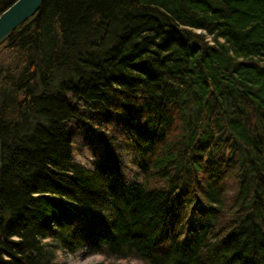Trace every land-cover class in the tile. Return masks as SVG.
Wrapping results in <instances>:
<instances>
[{
  "label": "trees",
  "instance_id": "16d2710c",
  "mask_svg": "<svg viewBox=\"0 0 264 264\" xmlns=\"http://www.w3.org/2000/svg\"><path fill=\"white\" fill-rule=\"evenodd\" d=\"M0 133V264H264V0H44L0 46Z\"/></svg>",
  "mask_w": 264,
  "mask_h": 264
},
{
  "label": "rangeland",
  "instance_id": "374dc122",
  "mask_svg": "<svg viewBox=\"0 0 264 264\" xmlns=\"http://www.w3.org/2000/svg\"><path fill=\"white\" fill-rule=\"evenodd\" d=\"M92 115H93L92 113L86 112L85 113L86 117L84 116L86 119L87 125L89 126L85 125V123L83 122L81 123V121L68 125V128L71 131H76V134H77L76 143H75L76 158L82 163H89L90 146L94 142V138H90L88 136L89 134L88 131L99 130V126H96L93 124L94 121H93V118H91ZM83 128H86V129H83ZM111 153H112V156L116 158L118 161L121 160L119 158V156L121 155L118 154V152L116 153V152L111 151ZM126 159L124 157L123 160H121L122 165L125 169V172L127 173V178L133 179L135 176V172H133V168L131 169L133 165L130 163V161H127ZM63 258H64V261H63L64 264H144L138 260H129V261L128 260L127 261L109 260L102 255L85 256L83 254H78L76 256L66 255Z\"/></svg>",
  "mask_w": 264,
  "mask_h": 264
},
{
  "label": "water",
  "instance_id": "95a60500",
  "mask_svg": "<svg viewBox=\"0 0 264 264\" xmlns=\"http://www.w3.org/2000/svg\"><path fill=\"white\" fill-rule=\"evenodd\" d=\"M44 0H17L0 16V46L22 25L40 11ZM2 139L0 133V179L2 174Z\"/></svg>",
  "mask_w": 264,
  "mask_h": 264
},
{
  "label": "bare ground",
  "instance_id": "6f19581e",
  "mask_svg": "<svg viewBox=\"0 0 264 264\" xmlns=\"http://www.w3.org/2000/svg\"><path fill=\"white\" fill-rule=\"evenodd\" d=\"M125 157V159L127 160V161H130V163L133 165L132 167H131V169L133 168V172H135V169L137 168L136 166V157L131 153V152H123V153H121V156H119V158L121 159V160H123V158ZM121 160L119 161L120 162V165H121V167H122V169H123V173L125 174V176L127 177V173L125 172V169H124V167H123V165H122V162H121ZM130 179H132V178H130Z\"/></svg>",
  "mask_w": 264,
  "mask_h": 264
}]
</instances>
